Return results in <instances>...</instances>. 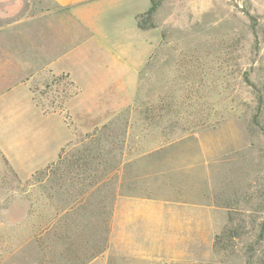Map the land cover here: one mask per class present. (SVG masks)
<instances>
[{
	"label": "rangeland",
	"instance_id": "rangeland-1",
	"mask_svg": "<svg viewBox=\"0 0 264 264\" xmlns=\"http://www.w3.org/2000/svg\"><path fill=\"white\" fill-rule=\"evenodd\" d=\"M135 1L140 14L156 7L143 30L152 50L145 61L140 41L127 50L144 61L131 70L89 50L48 0H0V264H142L108 248L91 260L107 239L103 194L107 216L139 198L200 213L190 264H264V0ZM128 21L108 11L98 27L113 42ZM86 145L105 186L91 169L56 186L46 167Z\"/></svg>",
	"mask_w": 264,
	"mask_h": 264
},
{
	"label": "crops",
	"instance_id": "crops-1",
	"mask_svg": "<svg viewBox=\"0 0 264 264\" xmlns=\"http://www.w3.org/2000/svg\"><path fill=\"white\" fill-rule=\"evenodd\" d=\"M55 8L67 12L70 21L86 34L85 43L109 58L115 68L136 70L149 56L152 47L145 40L144 31L137 27L136 17L143 13L135 0H48ZM121 12L129 21L120 29V40L103 36L98 20L105 12ZM148 46L144 61L139 64V52L134 61L127 50L134 45ZM139 50V47H137ZM104 51V52H103ZM64 56V54H63ZM68 55L66 56V60ZM65 58V57H64ZM63 59L53 62V69ZM70 59V58H69ZM138 59V60H137ZM137 60V61H136ZM62 62V61H61ZM137 62V63H136ZM177 206V207H174ZM172 205L151 199L117 200L109 215L106 246L115 253L139 258L142 264H190L193 252L189 246L193 223L200 227L201 218L191 207ZM106 248V249H107Z\"/></svg>",
	"mask_w": 264,
	"mask_h": 264
},
{
	"label": "trees",
	"instance_id": "trees-1",
	"mask_svg": "<svg viewBox=\"0 0 264 264\" xmlns=\"http://www.w3.org/2000/svg\"><path fill=\"white\" fill-rule=\"evenodd\" d=\"M155 7H156V4L154 2H151V6L150 8L148 9V11L144 14H140L136 17V23H137V27L141 30H146L147 29V26H145V22L147 20H149L151 14L154 12L155 10ZM258 107H257V112L259 113L262 108V104L264 103V99L263 97H258ZM257 116V114H256ZM254 120H256L254 118ZM261 127V130L262 132H264V125L263 126H260ZM79 142L76 141L75 143H69L65 148L61 149L60 153H59V160L61 161L62 160V155L65 153V149L68 148H72L73 146H76ZM67 149V150H68ZM58 161L57 163H52L50 165H48L46 167V170H52V174L54 175V179L56 181V186H57V181L60 180V178L62 176L65 175V177H67L71 182H74L75 181V178L77 176V173L78 171L80 170H88V169H91L93 170L94 172V175L92 178V186L98 190L99 187H104L105 184L103 183L104 179L106 178L105 175H97L98 174V168L101 166V162L99 161H96L94 159L93 156L90 155V152H89V148L88 146L86 145L84 150H83V154H81L77 160H72V161H69L68 164L66 166H61V162ZM95 164V165H94ZM65 173V174H64ZM43 175V170H39V171H36L35 173H33L30 178L26 181V183L24 184V186L26 185V187L30 188L31 191H33V189L38 186L41 182V176ZM14 178L16 179L17 183L20 184V182L17 180L16 176L14 175ZM61 185V184H60ZM59 186V185H58ZM262 197H264V191L260 194ZM105 201H106V195L103 194L101 197H100V200L97 201V207H95V211L97 212V218L100 220V222L104 225H106V229H105V232L109 230V216H107V212H106V207L107 205L105 204ZM262 207L261 209L264 208V200L262 201ZM225 207L229 210V212H231V207L229 205L228 202L225 203ZM110 213V212H109ZM108 213V214H109ZM40 227L41 225H37L36 226V229H37V234L40 235ZM262 228L263 225H262ZM231 229H225V231L223 232L221 238L217 237V240L215 242V245L217 244L218 241H222L226 238H230L231 237ZM263 230V229H262ZM38 237V236H37ZM261 240H263V236L262 234H260L257 239L255 240V242L253 243V246L254 245H257ZM104 243V245L102 247H99V244L101 243ZM97 241L96 244H95V248L98 249V251L94 250V253H92V255H90V258L91 260L94 259L96 256H97V253H100L99 251V248H101V252H104L107 248L106 246V239H104L103 241ZM250 251L253 252V249L250 248ZM246 264H254L252 263L249 259L247 260V263Z\"/></svg>",
	"mask_w": 264,
	"mask_h": 264
}]
</instances>
